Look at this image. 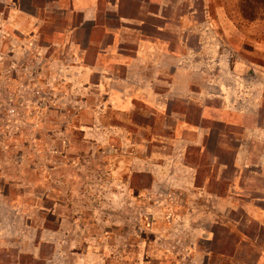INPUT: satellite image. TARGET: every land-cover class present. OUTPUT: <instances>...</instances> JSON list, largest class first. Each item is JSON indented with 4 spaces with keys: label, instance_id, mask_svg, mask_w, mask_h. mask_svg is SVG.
<instances>
[{
    "label": "rangeland",
    "instance_id": "obj_1",
    "mask_svg": "<svg viewBox=\"0 0 264 264\" xmlns=\"http://www.w3.org/2000/svg\"><path fill=\"white\" fill-rule=\"evenodd\" d=\"M124 1L102 39L46 0L33 35L0 25V264H71L86 232L138 264H264V14Z\"/></svg>",
    "mask_w": 264,
    "mask_h": 264
},
{
    "label": "crops",
    "instance_id": "obj_2",
    "mask_svg": "<svg viewBox=\"0 0 264 264\" xmlns=\"http://www.w3.org/2000/svg\"><path fill=\"white\" fill-rule=\"evenodd\" d=\"M21 1L22 0H0V25H9V29H13L14 34H19L22 36L24 28L22 29V26L28 25V29L24 33H30L33 35L35 33L34 26L39 25V21L34 16L36 15L37 8L35 6V2H38L39 0H27L28 1V7L31 9V12L24 11V9L21 7ZM49 2L51 6L50 10H54L53 12L63 13V15L71 17V15H75V17L78 19V27L75 29L81 30L82 26L86 23H92L90 27L93 32L99 28V32L102 39V36H106L103 28L105 25V22L113 21L115 16H113V13L106 14V10L111 9V11L117 12L120 8V0H46V4ZM51 2V3H50ZM62 2V3H61ZM108 2V3H107ZM110 2V3H109ZM131 0L124 1V5H126L127 8H133L131 6ZM107 4V5H106ZM103 5H106L105 12L102 10ZM14 8L13 13L9 14L7 17H4V12L7 10H11ZM110 16V17H109ZM22 19V20H21ZM109 19V20H107ZM117 15L116 16V23H120V21L124 24H130L131 21L129 19L121 18ZM24 21V24H21ZM121 24V23H120ZM103 31V32H102ZM8 33V30L7 32ZM24 36V35H23ZM91 33L89 35L90 39ZM113 37V36H112ZM115 64L117 67H120L119 59L115 60ZM123 64V63H122ZM150 65V64H148ZM160 71H162V67H159ZM162 79H160V82ZM120 195H117L119 197ZM112 200L115 199L114 197L111 198ZM104 228V226H103ZM87 228L83 227V232L86 231ZM88 234V232H86ZM87 234L84 235L82 233L80 242L83 245L84 249L81 251L80 255H78L75 259H72L71 264H138V262L133 263V259L129 258V252L126 251H120L117 246L112 245L110 247V253L106 254L104 250H101L103 248L100 246L99 243L92 241V238L89 237ZM155 247H157L156 250H150V247L145 250L142 249L139 252V258L141 259V262L139 264H150L152 261H154L155 264H169L168 260L170 258L168 255L170 254L169 250L164 248L161 244H155ZM109 249V248H108ZM159 252L161 256L153 255L155 252ZM74 256V255H73ZM168 257V258H167ZM132 260V262H131ZM175 264H184L183 259L177 260L175 258Z\"/></svg>",
    "mask_w": 264,
    "mask_h": 264
},
{
    "label": "trees",
    "instance_id": "obj_3",
    "mask_svg": "<svg viewBox=\"0 0 264 264\" xmlns=\"http://www.w3.org/2000/svg\"><path fill=\"white\" fill-rule=\"evenodd\" d=\"M240 11L243 15L253 17L254 13L264 14V0H242Z\"/></svg>",
    "mask_w": 264,
    "mask_h": 264
}]
</instances>
